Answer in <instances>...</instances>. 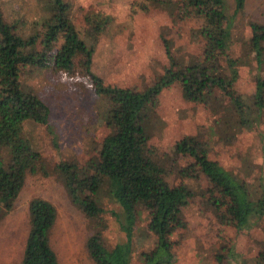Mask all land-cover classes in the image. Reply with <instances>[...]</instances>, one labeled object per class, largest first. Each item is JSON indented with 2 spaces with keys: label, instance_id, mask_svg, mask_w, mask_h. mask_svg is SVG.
<instances>
[{
  "label": "trees",
  "instance_id": "obj_1",
  "mask_svg": "<svg viewBox=\"0 0 264 264\" xmlns=\"http://www.w3.org/2000/svg\"><path fill=\"white\" fill-rule=\"evenodd\" d=\"M68 4L66 0H43L40 17L33 18L27 26L23 13L20 16L11 15L10 11L5 14L0 1L1 211L6 213L12 209L28 173H47L45 164L37 161V152L24 126L26 122H35L52 132L51 108L35 92L23 88L21 72L30 67H51L74 78L80 73L88 75L94 91L107 100L102 119L114 130L103 137L99 158L91 172L90 165L83 167L88 175L80 179V185L76 184L79 175L76 163L60 160L55 166L58 173L64 175L62 179L72 201L92 226L86 240L88 255L95 264H171L175 260L176 241L170 235L184 225L181 207L189 203L193 191L185 182H168L160 165L144 150L147 136L140 126L142 109L175 75H186L203 85L202 98L208 105L216 98L212 103L214 108L222 106L231 115L237 130H260L264 72L254 75L252 99H249L246 90L237 84L239 58L227 53L231 51L228 35L234 25V15L245 11L246 0H234L232 16L226 12L225 0H144L142 6L146 12L161 14L158 15L163 20L159 26V41L166 61L160 62L162 73L152 76L150 84L143 89L105 83L93 71L94 46L86 37L89 24L85 22L82 26L73 21L67 13ZM92 19L101 22L94 15ZM93 20L92 24L96 25ZM185 21L187 28L181 27ZM96 27L101 25L98 23ZM251 28L247 49L259 68L264 63V26L252 23ZM193 34L199 39L196 54L191 48ZM178 37L184 41L183 48L190 50L188 58L177 54L175 40ZM245 52L242 57L247 55ZM175 151L194 159L193 164L205 178L206 192L221 222L231 223L239 231L251 225L253 217L264 215V186L260 194L253 197L248 181L210 158L198 138L183 136L177 141ZM187 170L183 173L188 174ZM103 177L108 181L109 195L121 207V212L114 209L110 212L125 234V240L112 247H107L102 240L107 227L102 216L104 208L97 197L89 196L97 193ZM87 181L88 188H82ZM85 189L90 193L83 194ZM141 211L146 228L155 235V244L134 259L133 231L137 225L136 215ZM28 212L29 232L20 264H59L50 241V229L57 214L55 205L36 195L29 199ZM258 264H264V250L259 252Z\"/></svg>",
  "mask_w": 264,
  "mask_h": 264
},
{
  "label": "rangeland",
  "instance_id": "obj_2",
  "mask_svg": "<svg viewBox=\"0 0 264 264\" xmlns=\"http://www.w3.org/2000/svg\"><path fill=\"white\" fill-rule=\"evenodd\" d=\"M0 1L5 14L8 11L13 16L23 13L27 26L33 18L40 17L43 0ZM66 1L69 17L79 25L89 24L86 37L94 46L91 67L105 83L143 89L150 84L152 76L162 73L160 62L164 64L166 59L160 48L159 26L163 20L156 11H145L144 0ZM225 2L226 12L232 16L234 0ZM93 15L101 22L93 20ZM107 16L109 20L105 19ZM98 23L100 28L96 27ZM184 23L181 27L187 28L186 21ZM252 23L264 26V0H246L245 11L234 15V25L228 35L232 54L227 53L239 58L237 84L248 96L253 92L254 75L264 72V63L257 68L248 50ZM193 40L191 48L196 54L199 39L194 34ZM183 42L179 37L175 40L177 54L188 58L190 50L183 48ZM262 43L264 47V40ZM244 52L248 53L242 57ZM20 79L25 90L35 92L50 105L52 132L39 123H25L37 161L45 164L47 173H28L12 209L4 213L0 208V250L10 260L22 257L29 232L28 202L31 197L40 195L53 202L57 210L50 239L60 264H95L86 249L92 226L72 201L62 179L64 175L58 173L55 166L60 160L76 163L79 171L76 184L79 185L80 179L88 175L83 167L90 165L91 172L99 158L103 137L114 130L102 119L107 100L94 91L88 75L81 73L74 78L51 67H30L21 72ZM202 87L198 80L175 75L142 109L140 126L147 136L144 150L160 165L168 182H185L193 191L189 203L181 207L184 225L170 235L176 241L175 260L171 264H258L259 252L264 250V215L253 217L251 225L239 231L233 224L221 222L206 192L205 178L193 164L194 159L177 153L175 145L183 136H195L207 148L210 158L246 179L253 197H257L264 186V109L258 132L237 130L231 115L222 106L214 108L212 103L216 98L209 101L211 105L202 98ZM186 168L188 174L183 173ZM193 168L196 169L194 174ZM101 181L96 194L89 189L82 193L97 197L104 208L102 216L107 227L102 240L107 247H112L125 240L124 232L110 212V209L121 212V207L109 195L107 179L103 177ZM83 183L82 188H88V181ZM143 213L136 215L132 238L134 259L155 244V235L146 228Z\"/></svg>",
  "mask_w": 264,
  "mask_h": 264
},
{
  "label": "crops",
  "instance_id": "obj_3",
  "mask_svg": "<svg viewBox=\"0 0 264 264\" xmlns=\"http://www.w3.org/2000/svg\"><path fill=\"white\" fill-rule=\"evenodd\" d=\"M51 241V240H50ZM51 245H52V243H51ZM53 247V246H52ZM55 250V249H54ZM23 252H24V247H23ZM56 252V251H55ZM56 254H57V252H56ZM22 257H23V254H22ZM22 257L20 258V257H18L17 259H15V260H10V259H8L7 258V255L6 254H4L3 252H2V250H0V264H20L21 263V260H22ZM57 258H58V255H57ZM58 261H59V258H58ZM59 264H60V262H59Z\"/></svg>",
  "mask_w": 264,
  "mask_h": 264
}]
</instances>
